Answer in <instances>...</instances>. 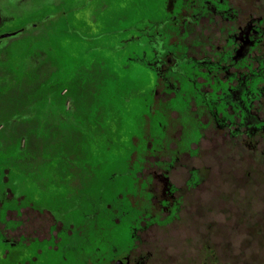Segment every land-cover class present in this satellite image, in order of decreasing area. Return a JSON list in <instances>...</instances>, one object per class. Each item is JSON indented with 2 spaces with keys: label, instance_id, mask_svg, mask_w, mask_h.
<instances>
[{
  "label": "flooded vegetation",
  "instance_id": "obj_1",
  "mask_svg": "<svg viewBox=\"0 0 264 264\" xmlns=\"http://www.w3.org/2000/svg\"><path fill=\"white\" fill-rule=\"evenodd\" d=\"M60 26L71 33L75 72H108L115 90L130 78L133 127L108 139L127 154L109 195L51 169L53 158L68 162L59 133L80 126L64 93L71 72L49 53ZM24 77L19 110L0 124V264H153V229L177 227L187 202L192 216L212 213L216 223L214 202L232 184L230 173L221 185L209 175L232 166L195 160L204 139L214 150L218 137L258 148L264 170V0H6L0 80ZM102 83L92 101L113 104Z\"/></svg>",
  "mask_w": 264,
  "mask_h": 264
},
{
  "label": "rangeland",
  "instance_id": "obj_2",
  "mask_svg": "<svg viewBox=\"0 0 264 264\" xmlns=\"http://www.w3.org/2000/svg\"><path fill=\"white\" fill-rule=\"evenodd\" d=\"M4 1L0 0V5ZM55 35L51 38L49 53L59 56L71 72L67 76L64 93L66 97L75 98L72 111L80 126L59 133L56 138L59 140L57 149L67 155L68 162L63 165V160L53 158L51 169L66 167L68 175L66 170L64 174L77 180L82 187L91 184L92 194L105 185L107 194H112L119 183L112 181L111 185L109 178L121 172L117 162L127 154L121 151V145L112 144L108 139L116 142L120 135L128 134L133 127V90L129 75H123L122 88L115 90L108 80V72L100 73L97 69L92 72L87 67L82 68L85 71L75 72L76 68H71L73 62L69 60L73 49L69 42L71 33L66 31L65 26H60ZM74 64L80 67L84 62L76 57ZM27 77L29 79L33 75ZM26 80V77L12 79L8 85L5 80H0V124L9 113L19 110L14 99L21 97V89L28 91L25 88L30 80ZM102 81H107L106 97L112 92L111 96L115 99L113 104L94 103L91 99L92 90ZM83 127L96 135H86ZM105 134L107 141L103 137ZM9 135L10 143L16 145L17 137L13 136L17 134L11 132ZM215 139H219V148L212 149L214 138L208 137L204 139L201 153L195 160L207 163L208 166L210 163H218L220 166L233 167L227 171L212 169L209 174L220 185L225 177H229L226 173L232 174L229 178L233 179L229 186L222 183L218 200L213 203L216 207L213 205L212 209L218 211L214 218L216 223L212 221V213H205L201 221L192 216V209L187 202L186 211L180 215L182 222L177 227L174 224L155 227L148 238L156 252L153 264H264V170L259 165L261 154L258 148L247 151L236 147V143L232 147L230 141L219 137ZM32 145L36 146V143ZM195 184V179L189 182L190 186ZM202 197L203 204H208L211 192L203 191ZM208 251L213 253V257L207 254Z\"/></svg>",
  "mask_w": 264,
  "mask_h": 264
},
{
  "label": "trees",
  "instance_id": "obj_3",
  "mask_svg": "<svg viewBox=\"0 0 264 264\" xmlns=\"http://www.w3.org/2000/svg\"><path fill=\"white\" fill-rule=\"evenodd\" d=\"M0 139H1V137H0Z\"/></svg>",
  "mask_w": 264,
  "mask_h": 264
}]
</instances>
